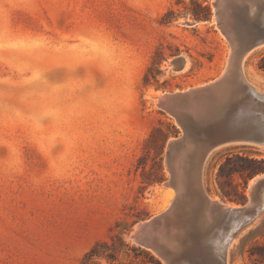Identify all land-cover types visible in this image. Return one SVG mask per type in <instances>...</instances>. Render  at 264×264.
Masks as SVG:
<instances>
[{"label":"rangeland","instance_id":"374dc122","mask_svg":"<svg viewBox=\"0 0 264 264\" xmlns=\"http://www.w3.org/2000/svg\"><path fill=\"white\" fill-rule=\"evenodd\" d=\"M214 2L0 0V264H165L131 238L173 195L165 153L182 130L156 98L223 72L230 46ZM263 56L261 47L243 63L261 92ZM261 161L262 147L214 149L203 193L255 205L262 194L249 184L264 171H246ZM97 244L116 260L87 261ZM226 263L264 264V214Z\"/></svg>","mask_w":264,"mask_h":264},{"label":"water","instance_id":"95a60500","mask_svg":"<svg viewBox=\"0 0 264 264\" xmlns=\"http://www.w3.org/2000/svg\"><path fill=\"white\" fill-rule=\"evenodd\" d=\"M213 7L218 27L230 46L223 72L201 87L156 98V106L182 130L180 137L167 144L165 153L170 177L164 185L172 187L177 195L171 209L139 224L131 238L165 264H226V251L224 258L218 257L209 236L222 223L227 227L231 224L225 220L228 214L225 204L209 202L201 193L202 185L198 208L186 198L190 181L175 183V164L178 173L185 176L192 156L190 168L200 179L206 157L218 147L239 144L264 148V92L249 84L243 74L245 58L253 50L264 47V0H215ZM174 64L181 68L184 62L178 59ZM193 184L200 187L196 181ZM263 185L264 178L251 185L252 195ZM180 206H184L186 216L177 220L175 210ZM252 206L253 200L236 210L233 223L247 219ZM185 222L184 228L177 229Z\"/></svg>","mask_w":264,"mask_h":264},{"label":"bare ground","instance_id":"6f19581e","mask_svg":"<svg viewBox=\"0 0 264 264\" xmlns=\"http://www.w3.org/2000/svg\"><path fill=\"white\" fill-rule=\"evenodd\" d=\"M199 87H201V86H199ZM162 95H163L162 93L159 94V96H162ZM156 102H157V100H156ZM172 141H174V140H172ZM189 160H191V161L189 163L188 171L184 172L185 176L184 175L181 176V174L178 173V168H177L178 165L175 164L176 177H175L174 181H175L176 184L181 183V181H183L185 179L187 181H190V184L187 187L188 191L186 192V198H189L190 200H192L195 203L196 207L198 208V206H200V201H199L200 199H199L198 195H199V190L201 188V173H200V177H199L200 179H198V176L196 177L194 175L195 170L190 168L191 167V163L193 161V157L192 156L189 157ZM260 178H264V176L256 177L255 179L252 180V182H251V184H249V186L251 187V185H253ZM192 181L193 182L196 181V183L200 187H196L195 184H193ZM170 188H172V187H170ZM248 190H249V193L251 195L250 189H248ZM170 191L173 194L172 198H171V201L173 200V203L171 204V201H170L168 203V205L164 208L163 212L167 211L168 209H171L173 207V205H174L177 192L174 189L173 190L170 189ZM258 191H259L260 195L262 194L261 201L260 202L259 201L256 202V204L249 209V211L246 214V215H248L247 219L239 221V224L233 223L234 222L233 221V213H237L236 210H238L240 207L239 206H227L225 204L226 208L228 209L227 218L225 220H228V224L231 223L230 226L232 225L233 228L230 227V226L227 227L226 224L222 223V225L217 229V232H216L217 234H214V236H212V238L210 239L211 240V248H213V252L218 257L224 258L223 252L227 251L229 249V247L241 235V233L244 232L245 230H248L249 228H251L253 226V224L255 223V221H257L258 218L262 214H264V197H263V195H264V185L262 187H260ZM201 193L204 194L203 193V189L201 190ZM205 197L207 198V200L209 202H212V203L217 202L215 200H212V199L208 198L206 195H205ZM196 212H198V211H196ZM185 216H186V214H185L184 206H180V209L175 210V217L177 218V220H182ZM248 217H251V218H248ZM250 221H251V224L249 223ZM234 224H235V226H234ZM136 229H137V227H136ZM225 261H226V259H225Z\"/></svg>","mask_w":264,"mask_h":264},{"label":"trees","instance_id":"16d2710c","mask_svg":"<svg viewBox=\"0 0 264 264\" xmlns=\"http://www.w3.org/2000/svg\"><path fill=\"white\" fill-rule=\"evenodd\" d=\"M257 68L258 70H260L261 72L264 73V56L261 57L257 63ZM264 164V161H261L260 163H255L254 165H256L257 167L255 168H249L247 169V177L251 178L253 175H256L258 173H261L264 171V168H260V165ZM104 247L107 248V244L103 245ZM125 247H128V245H124ZM99 248H102L101 245L97 244L96 246H94V248H92L87 254H86V259L87 261H91L94 257L97 258H105L107 259L109 262H114L116 260L115 258V254L114 253H108L106 251H99ZM132 250H136L134 247H130ZM150 259L155 262V264H160L158 261L152 259V257H150ZM86 264V263H84ZM88 264V263H87Z\"/></svg>","mask_w":264,"mask_h":264}]
</instances>
